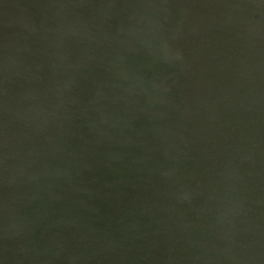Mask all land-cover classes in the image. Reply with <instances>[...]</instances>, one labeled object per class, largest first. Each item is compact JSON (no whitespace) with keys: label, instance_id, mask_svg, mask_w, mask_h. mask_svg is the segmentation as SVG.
<instances>
[{"label":"water","instance_id":"obj_1","mask_svg":"<svg viewBox=\"0 0 264 264\" xmlns=\"http://www.w3.org/2000/svg\"><path fill=\"white\" fill-rule=\"evenodd\" d=\"M0 264H264V0H0Z\"/></svg>","mask_w":264,"mask_h":264}]
</instances>
